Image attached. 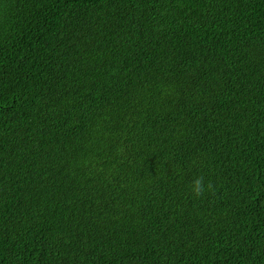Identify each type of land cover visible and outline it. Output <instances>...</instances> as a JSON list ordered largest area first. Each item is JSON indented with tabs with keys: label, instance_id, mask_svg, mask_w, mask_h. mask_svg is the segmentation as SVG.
<instances>
[{
	"label": "trees",
	"instance_id": "obj_1",
	"mask_svg": "<svg viewBox=\"0 0 264 264\" xmlns=\"http://www.w3.org/2000/svg\"><path fill=\"white\" fill-rule=\"evenodd\" d=\"M0 264H264V0H0Z\"/></svg>",
	"mask_w": 264,
	"mask_h": 264
},
{
	"label": "clouds",
	"instance_id": "obj_2",
	"mask_svg": "<svg viewBox=\"0 0 264 264\" xmlns=\"http://www.w3.org/2000/svg\"><path fill=\"white\" fill-rule=\"evenodd\" d=\"M196 185H197L196 190L199 191V185H200V181L199 180L196 181Z\"/></svg>",
	"mask_w": 264,
	"mask_h": 264
},
{
	"label": "bare ground",
	"instance_id": "obj_3",
	"mask_svg": "<svg viewBox=\"0 0 264 264\" xmlns=\"http://www.w3.org/2000/svg\"><path fill=\"white\" fill-rule=\"evenodd\" d=\"M240 161V160H239ZM200 225V224H199Z\"/></svg>",
	"mask_w": 264,
	"mask_h": 264
}]
</instances>
